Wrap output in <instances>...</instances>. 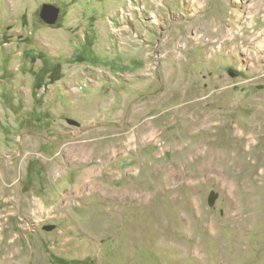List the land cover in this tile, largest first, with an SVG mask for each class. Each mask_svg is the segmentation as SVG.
Returning <instances> with one entry per match:
<instances>
[{
    "label": "rangeland",
    "instance_id": "rangeland-1",
    "mask_svg": "<svg viewBox=\"0 0 264 264\" xmlns=\"http://www.w3.org/2000/svg\"><path fill=\"white\" fill-rule=\"evenodd\" d=\"M0 264H264V0H0Z\"/></svg>",
    "mask_w": 264,
    "mask_h": 264
},
{
    "label": "water",
    "instance_id": "water-1",
    "mask_svg": "<svg viewBox=\"0 0 264 264\" xmlns=\"http://www.w3.org/2000/svg\"><path fill=\"white\" fill-rule=\"evenodd\" d=\"M61 8L52 3H44L40 9V17L47 24L57 23L60 16ZM216 196H210L209 204L213 205L215 203ZM47 230H52L54 225H47L45 227Z\"/></svg>",
    "mask_w": 264,
    "mask_h": 264
},
{
    "label": "bare ground",
    "instance_id": "bare-ground-1",
    "mask_svg": "<svg viewBox=\"0 0 264 264\" xmlns=\"http://www.w3.org/2000/svg\"><path fill=\"white\" fill-rule=\"evenodd\" d=\"M209 119V118H208ZM206 121H208L207 119H206ZM138 135V134H137ZM241 136H242V134H241ZM240 139V138H239ZM131 141V140H130ZM133 144V143H132ZM234 144V143H233ZM123 146V145H122ZM126 146V145H125ZM198 149V148H197ZM87 151H89V150H87ZM200 151V150H199ZM93 152V151H92ZM83 153L84 154H87V152L85 151V150H83ZM241 152H237V153H228V152H226V153H218V154H216L217 155V157H212L210 160L211 161H215V163H219V164H221V165H223V166H225V165H227V166H230V167H234V168H236L238 165H240L241 164V162L239 161L240 159H239V157H238V154H240ZM89 154V153H88ZM95 156V155H94ZM94 156H93V158H94ZM240 156V155H239ZM241 157V156H240ZM92 158V159H93ZM223 168V167H222ZM92 173H93V170H89L88 171V173L86 174L87 176L86 177H89V175H92ZM85 176V175H84ZM83 178V177H82ZM87 185H88V183H87ZM86 185V186H87ZM79 186V185H78ZM88 187V186H87Z\"/></svg>",
    "mask_w": 264,
    "mask_h": 264
},
{
    "label": "trees",
    "instance_id": "trees-1",
    "mask_svg": "<svg viewBox=\"0 0 264 264\" xmlns=\"http://www.w3.org/2000/svg\"><path fill=\"white\" fill-rule=\"evenodd\" d=\"M52 79H53V81H52V82H54V81H56V79H57V78H56V79H54V78H51V80H52ZM39 88H40V87H39Z\"/></svg>",
    "mask_w": 264,
    "mask_h": 264
}]
</instances>
